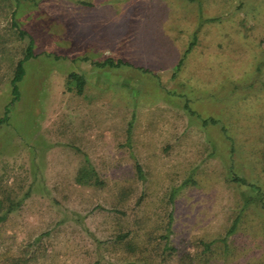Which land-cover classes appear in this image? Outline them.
<instances>
[{"label":"rangeland","instance_id":"1","mask_svg":"<svg viewBox=\"0 0 264 264\" xmlns=\"http://www.w3.org/2000/svg\"><path fill=\"white\" fill-rule=\"evenodd\" d=\"M261 61L264 0H0V264H264Z\"/></svg>","mask_w":264,"mask_h":264},{"label":"trees","instance_id":"2","mask_svg":"<svg viewBox=\"0 0 264 264\" xmlns=\"http://www.w3.org/2000/svg\"><path fill=\"white\" fill-rule=\"evenodd\" d=\"M20 33L23 34L24 32L20 31ZM32 57H34V55H33V46H32V42H31L29 47L27 48L25 57L18 63V66H17L16 71H15V76L12 79V86H13V88H12V94H13L12 103L17 101L19 99V97H20V91H19L18 83L23 79V77L25 75L24 63L27 60L31 59ZM106 64L114 65L113 60H111V59L107 60L105 62V65ZM76 77L78 79H80L79 76H76ZM82 82L83 81L81 80L80 83H82ZM9 112H10V110L6 109L4 117L0 119V125L5 123V122H7L8 118H9L8 117L9 116ZM212 122L215 123V120H212ZM204 123H207L206 120H205ZM86 168H87V166H85L82 169V174L83 175H86V174H84V172L86 171L85 170ZM138 173H139V178L143 179L144 173H143V170H142V168L140 166H138ZM232 180L237 182L241 186H247L249 189H251V191H254L256 193L255 196L249 195L246 192L242 194L243 201H244L243 208H247V207H249L252 204L261 205V207H264V192H263L264 190H263L262 186H260L257 183H254V182H249V180L246 177L240 176V175H238L235 172H233ZM175 193L176 192L173 191L172 197H174L176 195ZM238 222H239V218L235 221L232 229H235V228L238 227ZM232 229L230 230L229 234L232 233Z\"/></svg>","mask_w":264,"mask_h":264},{"label":"crops","instance_id":"3","mask_svg":"<svg viewBox=\"0 0 264 264\" xmlns=\"http://www.w3.org/2000/svg\"><path fill=\"white\" fill-rule=\"evenodd\" d=\"M191 43H192V46H193V45H194V44H193V40H192ZM191 49H192V48H191ZM189 51H190V50H189ZM257 60H259V59H257ZM257 60H256V61H257ZM256 61H255V62H256ZM258 65H259V64H258V61H257V62L255 63V67H258ZM262 66H264V62L261 61V62H260V67H262Z\"/></svg>","mask_w":264,"mask_h":264}]
</instances>
